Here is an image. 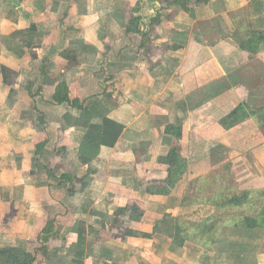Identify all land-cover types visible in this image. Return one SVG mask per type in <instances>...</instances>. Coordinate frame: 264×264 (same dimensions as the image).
I'll return each mask as SVG.
<instances>
[{
    "label": "crops",
    "instance_id": "crops-1",
    "mask_svg": "<svg viewBox=\"0 0 264 264\" xmlns=\"http://www.w3.org/2000/svg\"><path fill=\"white\" fill-rule=\"evenodd\" d=\"M181 1L0 0V249L35 264H209L236 207L225 199L264 190V127L220 124L264 107V41L240 48L264 38V0ZM61 83L84 111L54 100ZM87 114L122 132L84 164ZM173 149L186 173L150 192L168 186L159 159Z\"/></svg>",
    "mask_w": 264,
    "mask_h": 264
},
{
    "label": "trees",
    "instance_id": "trees-1",
    "mask_svg": "<svg viewBox=\"0 0 264 264\" xmlns=\"http://www.w3.org/2000/svg\"><path fill=\"white\" fill-rule=\"evenodd\" d=\"M189 1L192 0H182L181 2H183V5H185ZM207 1L208 0H197L198 3H205ZM131 30H133L132 32L141 34L139 30V19H132L128 31L131 32ZM257 35L258 34L255 33L252 41L250 42H242L240 48L242 50L249 51L250 53L257 54L260 50L261 43L264 41V38H262V36H260L261 38H257ZM253 41H255V43H253L254 47H251L250 44ZM54 100L59 104H66L71 106L72 108L84 111V105L80 102V100H72L70 98L69 86L66 83H61L58 86ZM250 116L255 117L259 121L261 126L264 127V107L259 109H246L242 106V104L239 105L232 114L222 119L220 121V124L223 125L226 129H231ZM93 119L95 118L87 114L86 120L84 122V125L89 129L88 135L79 150L80 159L84 164L90 163L94 158H96L99 155L102 146H106L109 148L114 147L122 132L121 126L117 125L106 117L103 118V123L101 125L90 124ZM167 132L170 133L171 129L167 128ZM174 135L177 138H180L182 136V133L181 131H179ZM39 150H41V148ZM159 161L164 165L169 166L168 186L157 189H150L149 191L159 194H169L186 173L187 161L177 152L176 149L171 150L168 156L161 157ZM249 198V194H245L240 197H227L224 204L228 206H243L248 202ZM257 216L258 217L245 216L241 222H237L239 228H234V231L235 234L244 236V239L242 240L243 242L231 241L230 239L233 236L231 234H223V236H219L218 240L221 241V238L223 237L225 242L228 243L229 246L231 245V247L239 249V252L237 249L233 252L234 255L229 258L230 261L246 264L247 262L250 263L251 261L258 260L256 254L258 253V246L255 247L254 242L256 240H259L260 242L262 240L263 242L262 238L264 230L262 229H264V209L262 213ZM201 227H204V225ZM207 230L212 231L211 228H208ZM47 231H49V225L46 228V232ZM175 231L176 233L172 234L171 236L174 238L175 243L181 247L185 243L186 237L188 235L184 236L182 232L183 229L178 225L176 226ZM155 232H157V229H155ZM177 245L173 246L174 248H172V250H176ZM35 262L36 256L24 249L15 247L0 249V264H35Z\"/></svg>",
    "mask_w": 264,
    "mask_h": 264
},
{
    "label": "rangeland",
    "instance_id": "rangeland-1",
    "mask_svg": "<svg viewBox=\"0 0 264 264\" xmlns=\"http://www.w3.org/2000/svg\"><path fill=\"white\" fill-rule=\"evenodd\" d=\"M256 121L258 124H260L258 120ZM230 187L232 188V183L230 184ZM235 190H236V193L237 191H239L238 188H235ZM263 192H264L263 189L253 191V193L250 194V198L245 205L236 206V207H233L232 209L221 211V214H220L221 224L217 226L218 230L214 238V243L209 248H206L207 250L204 256V262H207L209 264H212V263L213 264L214 263L215 264H241L239 262L230 261L229 259L231 256L234 255L233 252L237 248L231 247V245L229 246V244L225 242L223 237H222L223 239L221 238V241L218 239L220 235L223 236V234L224 235L231 234L233 235L230 239L231 241L243 242L242 240L244 239V236L235 234V231H234L236 228H239V226L237 225V222H241L245 216L258 217L257 215L262 213L264 209V193ZM230 222H234V224ZM262 239H263V242L262 240L261 242L259 240H256L254 242L255 247L258 246V253H256L258 260L251 261L250 263L247 262L246 264H264V233H263ZM237 250L239 252V249Z\"/></svg>",
    "mask_w": 264,
    "mask_h": 264
}]
</instances>
